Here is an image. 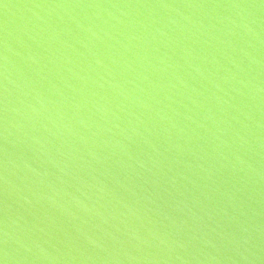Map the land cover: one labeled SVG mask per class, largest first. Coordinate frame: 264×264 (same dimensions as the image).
<instances>
[{
    "label": "water",
    "instance_id": "95a60500",
    "mask_svg": "<svg viewBox=\"0 0 264 264\" xmlns=\"http://www.w3.org/2000/svg\"><path fill=\"white\" fill-rule=\"evenodd\" d=\"M251 2L0 0V227L6 217L19 219L10 231L22 238L21 229L53 217L50 238L63 253L56 264H206L208 244L179 228L171 230L185 248L121 236L105 239L107 252L85 250L65 239L60 229H72L64 217L22 206L37 189L13 171L34 156L31 141L39 137L54 161L48 165L53 182L57 165L64 169L67 184L58 187H80L110 211L126 212L129 205L140 219L128 223L137 227L149 219L167 224L164 214L193 225L189 209L200 215L212 209L242 42L232 34L231 21L239 19L232 8L247 13ZM5 150L13 162L7 191ZM121 219L112 222L123 229ZM10 247L18 249L14 264H48Z\"/></svg>",
    "mask_w": 264,
    "mask_h": 264
},
{
    "label": "clouds",
    "instance_id": "9594fccd",
    "mask_svg": "<svg viewBox=\"0 0 264 264\" xmlns=\"http://www.w3.org/2000/svg\"><path fill=\"white\" fill-rule=\"evenodd\" d=\"M232 9L238 10L237 16L239 17V19L231 21L234 26L232 34L238 35L241 41L252 47H255V44L252 43L253 41H257L261 46H264V26L261 25V22L254 18L250 12L246 13L245 10L247 9L244 6L236 5ZM177 12L179 11L177 10ZM180 14L183 15L182 13ZM80 27H83V25H80ZM87 31L93 36H97V33L91 27L87 28ZM97 38L99 37L97 36ZM8 51L9 44H6L3 52L5 79H7ZM30 58L35 60V57ZM96 62L103 66L102 60L97 59ZM232 63H236L235 59L232 60ZM4 139L7 141V135H5ZM30 147L34 156L24 160L23 169L13 171L14 175L31 183L37 189L36 191H31L30 195L24 197V204L22 206L27 209H33L37 205H40L64 217L66 223L72 229L70 232L60 229L63 231L65 239L69 242H79L85 250L91 248L107 252L108 249L105 246V239L110 238L113 241L120 242L121 236L126 237L129 241H139L144 244H151L155 240L160 245L167 246L170 250L177 247L185 248L184 241L176 238L177 233L171 230L173 228H179L181 232L187 229L191 233L190 240L203 239L205 243L213 247L215 245L212 244L211 240L207 239L210 234H215L221 239L238 243L232 233L224 230V224L216 219V217H221L227 223L236 221V217L231 216L226 208H213L211 210L204 208L201 210L204 213L203 215L189 209L194 222L193 225H189L187 220L178 223L173 216L166 214H164V219L168 221L167 224L158 225L149 219L148 224H141L139 227L131 225L128 223L131 217L138 219L140 217L137 216V212L129 205H123V208L127 209L126 212L110 211L106 206L99 205L98 201H93L88 193L80 187H74L72 191L67 190L66 187H58L57 182L60 185L67 184V181L64 179V169L59 168L57 165L59 174H56V182H53L51 179L53 174L49 171L48 165L53 164L54 161L51 160L48 153L44 152V148L46 147L45 142L39 137H33ZM232 155L235 157L236 163L241 166L245 165L246 161L238 151L233 152ZM12 163L9 158V153L5 150L3 159L5 175L3 176V182L6 191L8 186L12 184L7 175L10 164ZM247 167L251 168L252 165L248 164ZM236 170V164L234 163L233 171ZM239 170L243 171L244 169L241 167ZM99 191L103 193L105 192V188L101 187ZM228 199L230 202H235V194H228ZM60 200H63L64 203H61ZM177 207L179 208V205ZM180 210L182 211L183 209ZM120 217H123L120 220V223L124 225L123 229H121L119 224L112 222L120 219ZM205 217H207V220ZM52 223H54V220L51 216L46 221H37L30 228L21 229L24 232L21 238L10 231L12 228L19 227V219L6 217L3 221V226L0 227V236H2L4 243V248L0 251L3 256L0 259V264H14L17 259L16 252L18 249L10 247V242L18 245L19 249H22L26 254L32 255L40 261H47L48 264H56V261L61 258L63 253L51 241L49 228ZM238 227L241 231H244L242 224L238 225ZM197 230L200 232L199 236L196 234ZM28 258V255L24 257V259ZM87 259L93 258L87 257Z\"/></svg>",
    "mask_w": 264,
    "mask_h": 264
}]
</instances>
